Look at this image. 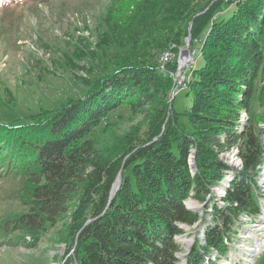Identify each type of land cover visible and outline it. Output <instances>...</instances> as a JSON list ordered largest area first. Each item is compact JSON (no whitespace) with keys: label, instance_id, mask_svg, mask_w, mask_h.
Instances as JSON below:
<instances>
[{"label":"trees","instance_id":"16d2710c","mask_svg":"<svg viewBox=\"0 0 264 264\" xmlns=\"http://www.w3.org/2000/svg\"><path fill=\"white\" fill-rule=\"evenodd\" d=\"M109 2L105 38L119 48L144 34L178 30L174 36H181L191 20L193 42L207 27L200 65L195 61L188 70L177 106L168 97L174 74L156 60L168 44L161 39L154 55L112 65L83 96L41 108L27 122L0 123V177H25V209L1 220L0 245L33 246L49 224L71 218L76 264H179L181 225L203 220L205 238L185 264H201L210 252L223 259L239 237L240 217L254 220L261 210L264 112H252L257 96L264 107V0H237L221 17L225 0H209L199 12L197 0ZM161 96L166 103L149 139L116 155L99 149L92 134L111 112L127 107L136 113ZM236 147L243 168L233 170L220 154ZM218 186L224 194L214 192ZM191 197L207 205L204 215L186 205Z\"/></svg>","mask_w":264,"mask_h":264},{"label":"rangeland","instance_id":"374dc122","mask_svg":"<svg viewBox=\"0 0 264 264\" xmlns=\"http://www.w3.org/2000/svg\"><path fill=\"white\" fill-rule=\"evenodd\" d=\"M208 1L197 0L194 12H199L200 7ZM109 3V0H0V123L27 122L30 115L41 108L56 109L70 98L83 96L92 88L91 83L110 71L112 65L131 60L139 63L144 61L147 53L154 55L161 39L168 44L166 48L158 50L156 60L163 70L170 69L171 76L175 75L180 64L181 50L185 47L189 35L190 23L184 24L181 36H174L178 30L171 36L167 35V31L151 38L144 34L137 43L119 48L105 38V18ZM232 4L233 2H223L219 8V17L230 9ZM206 30L207 27L193 42L191 39V56L182 68L187 74L191 69L188 63L194 60L200 65V47ZM103 39H106V45L102 44L94 51V46L99 45ZM167 50L174 52L169 62H165L163 56ZM169 63L170 66H167ZM173 66H176V69L171 68ZM173 90L169 92L168 97L171 100L176 98L175 103L180 106L185 98V91L181 89L174 93ZM257 99L259 96L254 100L253 114L264 112V107ZM165 101L164 96H161L136 113L127 107L111 112L92 134L99 149L104 153L116 155L126 148L128 150L135 147L137 141L149 139ZM234 151L240 157L236 147L220 154V159L228 163V155ZM195 157L193 148L190 153L193 170L192 159ZM230 157L235 159L233 154ZM236 168H243L241 157L238 164L232 166L233 170ZM259 171L258 185L262 191L260 196L258 195V202L262 206L260 201L262 198L264 200V164L260 166ZM24 181L22 174L0 177V222L7 215L25 209L21 199ZM223 188L218 186L214 192L218 195L222 193ZM191 201L196 204L190 205ZM79 204V201L74 203L72 212ZM186 205L199 211L201 215H204L207 207L192 197L186 201ZM211 217L212 215H209L206 224ZM71 220L66 218L55 225L49 224L41 231L38 242L33 246L0 245V264H76L72 257L74 234L70 233L69 229ZM237 224L239 230L236 235L239 237H234L236 242L232 243L227 257L222 259L217 257L215 252H210L201 264H264L262 207L254 220H249L246 214L240 217ZM202 225L203 220L195 225L183 227L184 233L177 238L182 248L180 255L186 251L190 255L195 250L196 242L205 238L201 233ZM27 240L33 241L29 236ZM205 253L202 251L203 256ZM186 259L180 258V264H184Z\"/></svg>","mask_w":264,"mask_h":264},{"label":"built area","instance_id":"2783aa9c","mask_svg":"<svg viewBox=\"0 0 264 264\" xmlns=\"http://www.w3.org/2000/svg\"><path fill=\"white\" fill-rule=\"evenodd\" d=\"M225 1L235 3L237 0H225ZM193 53L195 54V50L193 51ZM173 54H174V52H172L171 50L165 51L163 54V56L165 58V62H167V61L169 62L173 58ZM188 59H190V58H188ZM187 60L184 62V65L186 64ZM194 62L195 61L193 60L190 63H188L189 68H192V65ZM174 80H175V83H174V88H173L174 90L173 91H174V93H177L181 89H184L187 85L186 84L187 80H188L187 72H185L184 69H182L181 73H179V74H177V72H176L174 75ZM242 120L243 121L247 120V114L246 113L242 114ZM236 169H238V168H236ZM222 194H224V190H222V193H220L218 195H222Z\"/></svg>","mask_w":264,"mask_h":264},{"label":"water","instance_id":"95a60500","mask_svg":"<svg viewBox=\"0 0 264 264\" xmlns=\"http://www.w3.org/2000/svg\"><path fill=\"white\" fill-rule=\"evenodd\" d=\"M192 25H193V21H190V25H189V35L186 39V43H185V47L181 50V55H180V60H184V62L191 56L190 54V45H191V29H192ZM188 57V58H187ZM184 62H180L179 64V68H178V71H177V74L181 73L182 71V68H183V65H184ZM193 167L194 169H196V162H195V159L193 158ZM228 165H230L229 163H227ZM238 170V169H236ZM121 181V176L119 175V178L117 180V182L119 183ZM118 188V185H116V187L114 188V190H116ZM208 203V202H207ZM206 203V204H207ZM204 205V204H203ZM191 208V207H190ZM191 209H194V208H191ZM186 226V224H182V227ZM180 253V252H179ZM177 254V257L180 259L182 257H185L187 258L184 263L189 259L188 255H189V252L186 251L185 253H181L180 254ZM180 255V256H179ZM190 256V255H189ZM183 263V262H182ZM180 264V262H179Z\"/></svg>","mask_w":264,"mask_h":264},{"label":"bare ground","instance_id":"6f19581e","mask_svg":"<svg viewBox=\"0 0 264 264\" xmlns=\"http://www.w3.org/2000/svg\"><path fill=\"white\" fill-rule=\"evenodd\" d=\"M187 58H188V57H187ZM180 62H184V60H180ZM231 154L234 155V158H235V159H232L233 157H230ZM235 154H236L237 157H235ZM230 155H228V156H229V157H228V163L230 164V166L232 167V166H234V164L237 165L238 162L240 161V157L237 155V152L234 151V152L230 153ZM233 160H235V161H233ZM231 162H232V165H231ZM262 195H263V194H262ZM260 202H261V204H262V206H260V207H262L263 214H264V200H263V198L261 199ZM189 204H190V205H195L196 203H195V201H194V202L191 201Z\"/></svg>","mask_w":264,"mask_h":264}]
</instances>
